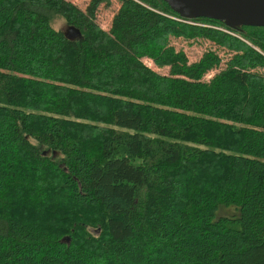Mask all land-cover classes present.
Instances as JSON below:
<instances>
[{"label":"trees","instance_id":"16d2710c","mask_svg":"<svg viewBox=\"0 0 264 264\" xmlns=\"http://www.w3.org/2000/svg\"><path fill=\"white\" fill-rule=\"evenodd\" d=\"M102 2L0 0V264H264V26Z\"/></svg>","mask_w":264,"mask_h":264},{"label":"water","instance_id":"95a60500","mask_svg":"<svg viewBox=\"0 0 264 264\" xmlns=\"http://www.w3.org/2000/svg\"><path fill=\"white\" fill-rule=\"evenodd\" d=\"M183 18L206 16L224 21L232 28L242 25L264 26V0H165ZM64 34L81 38L79 26L70 24L63 27ZM70 239L65 236L64 240Z\"/></svg>","mask_w":264,"mask_h":264},{"label":"rangeland","instance_id":"374dc122","mask_svg":"<svg viewBox=\"0 0 264 264\" xmlns=\"http://www.w3.org/2000/svg\"><path fill=\"white\" fill-rule=\"evenodd\" d=\"M82 8H86L91 0H72ZM111 2L107 4L106 2H102L97 10V21L106 29H109L111 26L112 18L114 13L118 10L120 6V0H110ZM57 26H66L63 23V20L56 22ZM226 29V28H225ZM172 43L176 46L177 49H184L189 57L190 61L197 60L201 57L203 52L208 49H215L223 56L222 66L225 65V61L230 57L231 53L223 48L215 44L209 39L198 38V39H186L182 37H172ZM145 62H147L150 66L157 69L158 71L168 73L169 67H159L157 66L152 59L144 58ZM219 69V68H218ZM218 69L211 70L205 78L211 77Z\"/></svg>","mask_w":264,"mask_h":264},{"label":"built area","instance_id":"2783aa9c","mask_svg":"<svg viewBox=\"0 0 264 264\" xmlns=\"http://www.w3.org/2000/svg\"><path fill=\"white\" fill-rule=\"evenodd\" d=\"M187 21L189 22H194L193 18H185ZM203 24V23H202ZM226 31H229V32H233L232 30L230 29H226Z\"/></svg>","mask_w":264,"mask_h":264}]
</instances>
